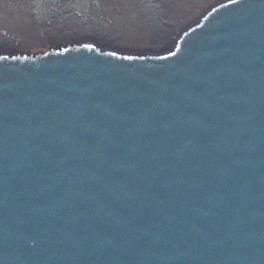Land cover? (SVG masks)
<instances>
[{
  "label": "water",
  "instance_id": "1",
  "mask_svg": "<svg viewBox=\"0 0 264 264\" xmlns=\"http://www.w3.org/2000/svg\"><path fill=\"white\" fill-rule=\"evenodd\" d=\"M0 264H264V0L163 56H0Z\"/></svg>",
  "mask_w": 264,
  "mask_h": 264
},
{
  "label": "rangeland",
  "instance_id": "2",
  "mask_svg": "<svg viewBox=\"0 0 264 264\" xmlns=\"http://www.w3.org/2000/svg\"><path fill=\"white\" fill-rule=\"evenodd\" d=\"M231 0H0V56L92 45L163 56L220 2Z\"/></svg>",
  "mask_w": 264,
  "mask_h": 264
}]
</instances>
